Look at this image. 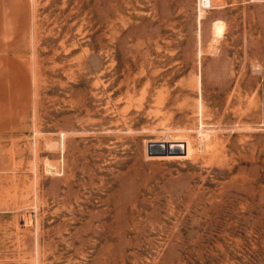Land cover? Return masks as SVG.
<instances>
[{
    "label": "rangeland",
    "instance_id": "1",
    "mask_svg": "<svg viewBox=\"0 0 264 264\" xmlns=\"http://www.w3.org/2000/svg\"><path fill=\"white\" fill-rule=\"evenodd\" d=\"M0 264H264V0H0Z\"/></svg>",
    "mask_w": 264,
    "mask_h": 264
},
{
    "label": "bare ground",
    "instance_id": "2",
    "mask_svg": "<svg viewBox=\"0 0 264 264\" xmlns=\"http://www.w3.org/2000/svg\"><path fill=\"white\" fill-rule=\"evenodd\" d=\"M156 142V141H152ZM172 142V143H171ZM174 142H180V141H170L167 142L165 145H157V146H151L150 150H157L156 152L152 153L150 157H156V156H169V157H177V156H184L183 154H186V143L183 142V146L180 149V145L178 143ZM168 153V154H167ZM149 157V156H148Z\"/></svg>",
    "mask_w": 264,
    "mask_h": 264
},
{
    "label": "water",
    "instance_id": "3",
    "mask_svg": "<svg viewBox=\"0 0 264 264\" xmlns=\"http://www.w3.org/2000/svg\"><path fill=\"white\" fill-rule=\"evenodd\" d=\"M178 144L180 145L179 147H180V149H181L182 146H183V144H182V143H178ZM157 145L159 146V145H165V144L155 143V142H154V143H150V144H149V149L151 148V146L153 147V146H157ZM151 151H153V150H151ZM156 151H157V150H156Z\"/></svg>",
    "mask_w": 264,
    "mask_h": 264
}]
</instances>
